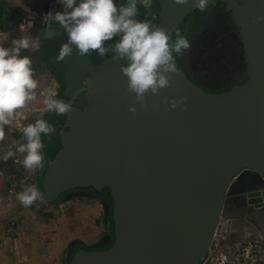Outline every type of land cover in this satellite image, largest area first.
I'll return each mask as SVG.
<instances>
[{"label": "water", "instance_id": "water-1", "mask_svg": "<svg viewBox=\"0 0 264 264\" xmlns=\"http://www.w3.org/2000/svg\"><path fill=\"white\" fill-rule=\"evenodd\" d=\"M154 2L156 26L172 40L199 9L196 0H146L145 7L137 5L139 19L150 20ZM218 3L239 28L247 63V81L227 91L206 90L175 57L170 86L149 92L141 108L127 91L120 70L125 60L110 56L96 64L90 57L95 51L85 57L75 48L62 60L65 95L74 93L73 103L82 93L85 105L71 104L64 115L62 148L44 171L43 201L65 203L67 192L87 188H107L113 200L112 246L80 249L69 264H201L232 182L244 171L264 179V21L255 22L264 17V0H209L207 6ZM49 9L63 11L56 0H49ZM51 27L55 35L45 22L38 25L46 45L66 37L58 22ZM181 97L186 100L171 108L170 101ZM261 188L247 195L255 208L264 207Z\"/></svg>", "mask_w": 264, "mask_h": 264}, {"label": "clouds", "instance_id": "clouds-1", "mask_svg": "<svg viewBox=\"0 0 264 264\" xmlns=\"http://www.w3.org/2000/svg\"><path fill=\"white\" fill-rule=\"evenodd\" d=\"M63 11L50 10L42 14V20L48 25L53 35L57 29L51 27L58 22L66 35L67 41L60 46L57 59L64 60L71 56L74 48L79 56H88L93 51L98 56H111L113 61L125 60L120 70L127 77V91L135 94L141 108L147 107V95H157L163 88L170 86L171 73L177 71L174 53L185 55L191 48L188 36L177 31L176 39L171 37L162 27L148 20L139 19L137 7L146 6V0H56ZM177 5H186L189 0H174ZM209 0H196V7L205 10ZM264 21V17H256L255 22ZM114 37V43L107 44ZM11 47L0 45V140L4 138L5 128L14 120H20L22 109L34 100H42L43 111L65 115L72 110V105L57 99L53 88L37 91L40 81L35 76L33 59L21 55L22 50L37 52L41 44L39 37L21 36L12 40ZM186 97L170 101L175 109ZM186 107V105H185ZM135 113L136 107L129 109ZM56 132L55 125L43 118L22 127L24 143L8 150L0 157L4 163L18 154H24L21 161L24 168L32 173L43 167L44 143L42 134L51 138ZM15 199L27 208L36 201H43L42 193L36 185L26 186L16 193Z\"/></svg>", "mask_w": 264, "mask_h": 264}, {"label": "rangeland", "instance_id": "rangeland-1", "mask_svg": "<svg viewBox=\"0 0 264 264\" xmlns=\"http://www.w3.org/2000/svg\"><path fill=\"white\" fill-rule=\"evenodd\" d=\"M48 11L49 0H0V45L11 47L12 40L21 36L39 37L38 24L42 22V14ZM42 43L40 39V44ZM234 44L236 51L233 53L229 50L232 44L224 42L216 46V50L211 54L203 53L198 57L202 64H196L197 71L204 75V81L210 87L216 88L219 83H224V78L230 76V72L223 64L217 65L218 59L237 55L241 64L246 66L242 42L237 39L234 40ZM21 55L30 56L35 65L37 63L35 61L43 60L40 50L37 52L30 49L22 50ZM44 64L34 67L35 76L40 83L51 82L55 91L56 79L54 82L48 75L39 76L44 70H49L44 67L46 63ZM74 104L82 106L83 102L79 97ZM43 108V103H36L35 109L40 110L34 112L29 123H34L37 118L44 119L47 112L43 111ZM22 160L20 158V163ZM45 167L36 170L35 178L42 170L45 171ZM260 187L264 192L263 177L251 171H244L232 182L227 192L222 220L212 245L210 259H206L207 263L219 254L240 245L249 243L264 245V207L255 208L249 205L247 199L250 192L259 190ZM12 197L14 198V195ZM66 199L67 205L63 208L44 202L39 209L33 206L23 207L28 217L18 216L8 223L0 221V264H68L71 259L70 249L74 242L82 238L86 240L91 238L93 240L90 243L97 245L106 238L109 218L104 208L102 209L103 204L99 199L94 197V200L92 197L82 195H72ZM85 208L89 211H85ZM90 211L93 213L90 214ZM66 214L68 224H64L63 221ZM87 233L90 234L88 238L85 237Z\"/></svg>", "mask_w": 264, "mask_h": 264}, {"label": "flooded vegetation", "instance_id": "flooded-vegetation-1", "mask_svg": "<svg viewBox=\"0 0 264 264\" xmlns=\"http://www.w3.org/2000/svg\"><path fill=\"white\" fill-rule=\"evenodd\" d=\"M157 6L158 5H156V3L154 2V8L155 7L157 8ZM157 13H158L157 10L156 11L153 10L150 16V19L154 20L155 19L154 16L158 17ZM191 15H193L192 18L195 21H198V20L199 21H198V25H195L194 22H186L185 28H181V30H179L181 34L188 36V39L191 42V48L185 55L180 56L174 53V56L177 58L180 67L186 69L188 74L196 82H198L202 87L212 92H224L238 84H243L244 82H246L248 79L247 64L246 66H243V64H241V60L238 59L237 55L231 58H223V59L220 58L217 60L218 61L217 65L223 64L225 68L230 72V76H227L226 78H224V83H219V86H217L216 88H212L209 85H207L204 81V75L201 74L199 71H197V68H196V64L199 63L198 57L203 55V53L211 54L213 51L216 50L215 49L216 46L221 45L224 42H228L232 44L229 50L230 52L233 53L236 51L234 50V47H235L234 40L239 39L242 42L240 35H239V28L234 23L232 16L230 12L227 10L226 6L222 3H218L216 6H207L205 10L203 11L198 9L195 13ZM44 22L45 21L42 20L40 24ZM66 41H67V37L63 39L55 40L54 43H49L48 45L42 43L43 46L41 45L40 52H41V57L43 60H40V61L37 60L35 61V63L37 62L36 64H39V65L41 63L42 64L46 63V66H44L45 64L43 66L47 67L46 69L51 70L53 74L55 75V79L57 83V88H56L57 95L55 98L68 102L72 105H75L74 103L80 97L81 101L83 102V105L79 107H83L85 105V102L82 100V93H80L78 97L73 101V103H71V101L73 100L74 93L72 95H65V89L63 92H61L62 85L60 81L58 80V77L61 75V72L63 76L64 65L62 63V60H58L57 57L59 54L60 46ZM114 42H115V37L113 38L112 41H106L105 46H107V44H111ZM90 57L93 60V62L96 64H100L101 61L106 59V58L103 59V57L98 56L96 53L93 55H90ZM201 64L202 63L200 62V65ZM203 66H205V64ZM212 67H214V64H212ZM229 77H231V79H229ZM64 123H65V116L63 118V121H61L58 125L59 132H61V130L63 129ZM47 161L48 160L44 156V160L42 162L43 166H46ZM42 172L43 170L39 173V175ZM92 190H93L92 188L75 189V190L67 192L66 198L72 195H79V196L82 195V196H89V197L94 198L96 196L94 195ZM103 191L104 189L101 192ZM98 199L102 202L104 209L107 213V217L109 218L108 235L106 236L105 239L101 240L100 243L97 244V247L95 248L85 245L81 241L74 242L70 249L71 258L80 249L85 248L86 250H89V251L106 250V248L110 246L111 244H113L114 242L113 222H111L110 220L111 209L109 206H107L104 203L103 199L101 198H98ZM202 264H206V263L204 262Z\"/></svg>", "mask_w": 264, "mask_h": 264}, {"label": "crops", "instance_id": "crops-1", "mask_svg": "<svg viewBox=\"0 0 264 264\" xmlns=\"http://www.w3.org/2000/svg\"><path fill=\"white\" fill-rule=\"evenodd\" d=\"M31 26V23L29 24ZM199 62V61H198ZM200 64V62L198 63ZM39 67V64H33V67L37 66ZM48 75L50 80L55 82V75L50 70H44V72L40 73L39 76H46ZM48 87H52L51 82L49 83H40L39 88L37 91H42ZM56 92V90H55ZM36 103H42V100H34L30 102L27 107L22 109L24 116L20 120H14L10 127L5 128L4 138L0 140V157L3 156L5 152L8 150H15L16 146L20 143H24L23 137L19 140L16 139V135L19 133H22V127L29 123L30 118H33L34 112L38 111L40 109H35ZM47 112V111H46ZM22 126V127H21ZM20 158H24V154H18L13 159L15 160V163L12 159H9L6 163H4L2 160H0V221L2 223H8L11 219H15L18 216H27L26 210L23 208V206L20 204L18 200L12 197L11 193L8 191V183L6 182V179L9 175L14 173L16 171V168L18 167V162L20 161ZM92 199H94L92 197ZM95 200V199H94ZM67 201L65 203H56L54 205L59 206V208H63V206H66ZM54 206V207H56ZM102 205V209H103ZM105 210V209H103ZM85 211H89L88 208H85ZM93 213V211H90V214ZM93 215V214H92ZM67 214L63 216L64 224H68L67 222ZM66 221V222H65ZM1 234V231H0ZM85 237H90V234L87 233ZM91 238H88V240L82 238L77 241H81L85 245L91 246L94 245ZM1 242V241H0ZM89 243V244H88Z\"/></svg>", "mask_w": 264, "mask_h": 264}, {"label": "built area", "instance_id": "built-area-1", "mask_svg": "<svg viewBox=\"0 0 264 264\" xmlns=\"http://www.w3.org/2000/svg\"><path fill=\"white\" fill-rule=\"evenodd\" d=\"M28 172L30 171L25 169L23 164L19 161L16 171L9 175L6 179V182L8 183V191L11 194L16 196V193L22 191L26 187V184L36 185L38 187L35 178L36 172H30L29 174ZM43 203L44 201L38 200L31 206L39 209L40 205H42ZM211 249L208 254L202 259L201 264L204 262L206 264H264L263 244L249 243L237 246L227 252L219 254L216 258H212L209 263H207L206 259H210Z\"/></svg>", "mask_w": 264, "mask_h": 264}, {"label": "trees", "instance_id": "trees-1", "mask_svg": "<svg viewBox=\"0 0 264 264\" xmlns=\"http://www.w3.org/2000/svg\"><path fill=\"white\" fill-rule=\"evenodd\" d=\"M153 10L159 11V7L157 6V8L155 7ZM192 16L193 15H189L186 18L185 23L186 22H194L195 25H198V21L199 20L195 21L192 18ZM154 18H155L154 20L150 19L148 21H151V23H153L154 25H157L159 23V18L155 17V16H154ZM185 23L183 25H181L180 28L177 31L181 30V28H185ZM177 31H176V33H177ZM176 33L174 35L173 41L176 39ZM109 57L110 56H103V59L104 58H109ZM58 80L60 81V83L62 85L61 92H63L64 89H65V85H64V78L62 76V72H61V75L58 77ZM63 118H64L63 115H56L54 112H48L46 114V116H45V120H47L50 124L55 125V127H56V132L52 134L51 138H48L47 136H44L42 134V140H43V143H44V148L42 149V151H43V154H44V156H45V158L47 160L53 159L55 157V155L58 153V151L62 148V145H61V142H60V132H59V129H58V125H59V123L61 121H63ZM22 137H23L22 133H19V134L16 135V139L17 140L21 139ZM43 178H44V171L40 175H38L36 177L38 188H39V190L41 192L43 191V189H42V180H43ZM92 191H93V193H94V195L96 197L103 199L104 203L107 206L110 207V209H111V211H110V220L112 222V204H113V200H112V197H111L110 190L105 188L104 191L101 192V193L95 191L94 189ZM111 246H112V244L110 246H108L106 249H109ZM68 264H69V262H68Z\"/></svg>", "mask_w": 264, "mask_h": 264}, {"label": "bare ground", "instance_id": "bare-ground-1", "mask_svg": "<svg viewBox=\"0 0 264 264\" xmlns=\"http://www.w3.org/2000/svg\"><path fill=\"white\" fill-rule=\"evenodd\" d=\"M55 25H57V24H55ZM56 27V26H55Z\"/></svg>", "mask_w": 264, "mask_h": 264}]
</instances>
